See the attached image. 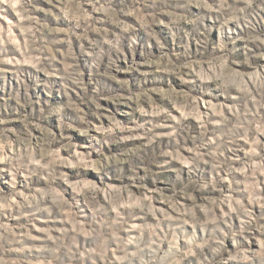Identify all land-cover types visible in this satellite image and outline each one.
<instances>
[{
	"label": "clouds",
	"instance_id": "obj_1",
	"mask_svg": "<svg viewBox=\"0 0 264 264\" xmlns=\"http://www.w3.org/2000/svg\"><path fill=\"white\" fill-rule=\"evenodd\" d=\"M0 81V264H264V0H0Z\"/></svg>",
	"mask_w": 264,
	"mask_h": 264
},
{
	"label": "rangeland",
	"instance_id": "obj_2",
	"mask_svg": "<svg viewBox=\"0 0 264 264\" xmlns=\"http://www.w3.org/2000/svg\"><path fill=\"white\" fill-rule=\"evenodd\" d=\"M9 18L11 19V17H9ZM75 46H76V45H75V43H74V48H75ZM65 47H67V46L65 45ZM0 84H3V82L0 81ZM14 86H16V85H15V80L12 79V80H10L9 83H8V88L11 89V88L14 87ZM85 179H86V180H90L91 178H90V177H86Z\"/></svg>",
	"mask_w": 264,
	"mask_h": 264
}]
</instances>
